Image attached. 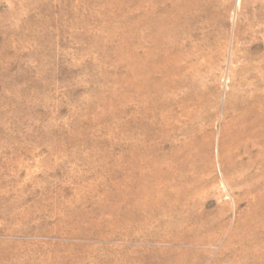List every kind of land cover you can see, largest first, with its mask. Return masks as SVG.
<instances>
[{
    "label": "rangeland",
    "instance_id": "1",
    "mask_svg": "<svg viewBox=\"0 0 264 264\" xmlns=\"http://www.w3.org/2000/svg\"><path fill=\"white\" fill-rule=\"evenodd\" d=\"M0 264H264V0H0Z\"/></svg>",
    "mask_w": 264,
    "mask_h": 264
},
{
    "label": "bare ground",
    "instance_id": "2",
    "mask_svg": "<svg viewBox=\"0 0 264 264\" xmlns=\"http://www.w3.org/2000/svg\"><path fill=\"white\" fill-rule=\"evenodd\" d=\"M141 1V0H140ZM183 1V0H182ZM188 2V1H187ZM190 2V1H189ZM168 4V3H167ZM188 4V3H187ZM194 5V4H193ZM139 6V5H138ZM137 6V7H138ZM194 7V6H193ZM139 8V7H138ZM143 11V10H142ZM142 14V13H141ZM173 14V13H172ZM176 22V21H175ZM149 24V23H148ZM192 24H193V21H192V19H190L189 21H188V23H187V25H186V29H185V35H186V37L187 38H189L190 36H191V34H192ZM151 27H152V25H151ZM146 28V27H145ZM148 29H150V28H148ZM151 31H152V29H150ZM149 30V31H150ZM148 31V32H149ZM161 31V30H160ZM173 32V31H172ZM147 34V33H146ZM150 34V33H149ZM174 34V33H173ZM175 34H177V33H175ZM149 37L151 36V35H148ZM171 36V35H170ZM152 37V36H151ZM150 37V38H151ZM173 37V36H172ZM174 39V38H173ZM169 43V42H168Z\"/></svg>",
    "mask_w": 264,
    "mask_h": 264
}]
</instances>
